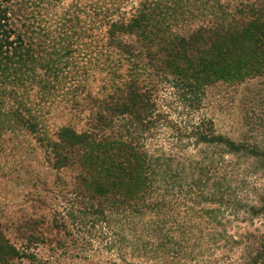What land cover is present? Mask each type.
Returning a JSON list of instances; mask_svg holds the SVG:
<instances>
[{
    "label": "trees",
    "instance_id": "16d2710c",
    "mask_svg": "<svg viewBox=\"0 0 264 264\" xmlns=\"http://www.w3.org/2000/svg\"><path fill=\"white\" fill-rule=\"evenodd\" d=\"M167 1L139 0L136 15L82 35L91 55L112 49L111 79L91 95L73 92L75 107L82 95L90 101L87 129L39 137L60 175L49 186L32 179L30 211L6 220L13 240L0 220V264H221L219 251L222 264H264L254 228L264 221V0ZM2 2L0 141L7 128L35 126L30 110L6 100L31 89L18 84L38 79L37 69L44 83L58 81L68 68H56L44 18L27 24ZM36 2L41 15L46 0ZM217 83L234 93L223 109L233 136L210 116ZM235 222L251 229L233 235Z\"/></svg>",
    "mask_w": 264,
    "mask_h": 264
},
{
    "label": "rangeland",
    "instance_id": "374dc122",
    "mask_svg": "<svg viewBox=\"0 0 264 264\" xmlns=\"http://www.w3.org/2000/svg\"><path fill=\"white\" fill-rule=\"evenodd\" d=\"M0 1L6 4L10 9L9 15H13L14 18L21 16L25 19L26 17L28 21L44 18L49 40L55 43V49L59 50L58 55L54 58L59 64L56 68L67 66L68 68L63 71V76L68 74L67 77L70 79H63L60 74L58 81L45 79L44 83L39 78H42L45 72L37 69L38 79L36 78L34 82L18 84L21 89L27 92L31 88L28 93L13 96L10 101L6 99L13 103V107L19 103L24 109L30 110L31 114L26 112V116H34L30 123L35 122V126H30L31 131L23 124L16 125L15 131H7V128L0 141V148H2L0 153V211L2 212L0 220L5 222V236L13 240L15 232L11 222L9 221L7 224L6 220L18 213L23 215L24 211H30L29 203L24 196L31 191L32 179L36 178L44 185L49 186L56 182L60 175V172L53 171L48 164L44 153L47 145L45 143L41 145L39 137L53 139L62 127H73L78 131L87 129L91 118L90 101H81L84 96L82 95L78 102L82 107H75L73 100L77 98H74L73 92L79 88V93L91 95V92L98 91L111 79L109 75L111 64L108 56L112 49L107 46L102 49L98 48L91 55L94 44L91 45L92 39L87 37H91V34H104L109 30L108 27L106 28V24L111 21L114 15H123L124 13L136 15L138 12L133 8L139 10L142 7L138 3L139 0H46V2L40 3L43 4V9L40 10L41 15H38L37 9L31 5V2L39 4L36 0ZM151 3L153 7L156 4H161L162 8L170 6L167 0H152ZM176 11H178L176 15L179 16V19L182 18L181 21L186 18V15H183L186 9L179 5ZM105 15L111 17L106 19ZM29 23L30 21L27 22V24ZM18 25L20 26V24ZM33 30L35 31V29ZM35 32L38 33V31ZM83 34L87 37L82 36ZM123 38L130 40L128 34L123 35ZM130 38L133 39L131 36ZM100 45H104V41H100ZM230 91L232 88H227L223 83H217L214 87L209 88L207 102L215 108V114L213 112L210 116L214 118L218 132L233 136L232 123L223 110L225 104L232 101L229 100V97H234V93L232 95ZM50 152L51 150L47 152L49 156ZM11 169H15V172L12 173ZM69 173L67 171L65 175L69 176ZM87 216H89L87 219L91 220V215ZM260 219V221H256L254 228L260 229V233H264V221L263 218ZM9 220L12 221L11 218ZM250 229L244 223L235 222L230 233L242 235ZM218 253L215 260L222 264L220 256L224 252L219 251Z\"/></svg>",
    "mask_w": 264,
    "mask_h": 264
}]
</instances>
